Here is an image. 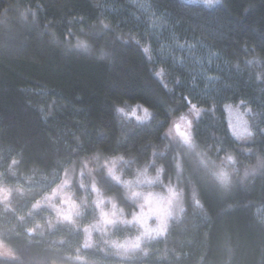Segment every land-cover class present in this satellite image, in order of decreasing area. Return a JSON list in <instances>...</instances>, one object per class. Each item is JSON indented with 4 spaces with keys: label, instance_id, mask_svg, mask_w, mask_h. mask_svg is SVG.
<instances>
[{
    "label": "trees",
    "instance_id": "1",
    "mask_svg": "<svg viewBox=\"0 0 264 264\" xmlns=\"http://www.w3.org/2000/svg\"><path fill=\"white\" fill-rule=\"evenodd\" d=\"M154 2L172 21H181L175 27L178 35L198 44L200 54L209 49L214 57L197 67L187 58L176 61L167 54L160 56L155 52L151 30L150 39L141 42L143 52L133 41H117L119 55L114 63L62 59L39 47L37 37L41 32L46 35V24L63 34L75 26L69 25L70 17L83 15L91 20L100 9H106L114 20L121 21L125 31L143 34L148 27L144 16L139 12L133 15L136 9L130 0H0V162L22 149L23 167L32 166L33 178L39 179V168L51 165L54 155L75 156L100 146L109 152L124 150L126 155H134V159L120 163L125 177L134 176L149 160L150 141H158L161 148L165 141L159 139V125L153 121L117 145L112 101L140 96L164 114L158 101L164 100L166 107L171 98L183 101L189 94L246 101L252 109L248 116L251 128L255 126L258 132L251 141L248 135L239 137V142L227 136L230 124L225 112L203 117L199 138L212 151L222 145L233 147L245 163L264 157V134H259L264 128V61L248 63L249 51L242 46L247 41L264 49V0H222L208 8L203 2L188 0ZM201 32L217 41L219 53L207 40L194 39ZM156 61L163 72L158 78L174 89L172 93L162 95L160 83L149 72ZM201 68L204 73L198 72ZM175 153L169 148L153 159L171 170L177 160ZM186 163L187 159L184 167ZM7 179L13 184L24 183L20 173ZM102 184L110 193L119 195L122 191L116 182L102 180ZM202 187L205 207L201 210L189 204L180 219L171 221L167 235L149 240V254L142 264H264V213L260 211L264 209V169L250 184L246 181L242 189L232 193L218 194L207 184ZM13 205L22 211L27 199L16 196ZM22 230L23 223L14 213L0 211V234L11 239L29 264H50L52 259L71 264L67 257L81 243L79 233L58 228L27 244L22 236L17 238L16 233ZM57 237H63L64 243H57ZM99 240L97 236L94 241ZM94 241L87 243L83 237L85 244L93 246L82 248L81 254L101 264H114Z\"/></svg>",
    "mask_w": 264,
    "mask_h": 264
},
{
    "label": "clouds",
    "instance_id": "2",
    "mask_svg": "<svg viewBox=\"0 0 264 264\" xmlns=\"http://www.w3.org/2000/svg\"><path fill=\"white\" fill-rule=\"evenodd\" d=\"M221 2L222 0H217L216 3L204 0L203 4L208 8ZM130 3L136 9L134 16L137 12L144 16L148 27L143 34L125 31L121 21L114 20L108 10L100 9L91 20H86L83 15L70 17L69 25L75 26L69 27L63 34L46 24V35L41 32L37 37L39 47L62 59L114 63L119 55L117 41L124 44L133 41L140 45L143 52L141 42L150 39L148 34L155 28L153 17L166 21L173 29L181 23L180 20L172 21L166 13L158 11L152 5H136L134 0H130ZM194 39L198 42L205 39L210 48L220 52L217 41L208 33H198ZM242 46L249 51L248 63L264 61V49L247 41ZM159 63L154 62L148 70L160 83L162 95H167L174 89L169 84H162L157 77ZM164 71L167 73L168 69L164 67ZM158 104L164 107V114H161L156 104L140 96L114 99L112 109L117 122L115 143L119 145L140 126L153 121L159 125L158 136L165 143L161 148L158 141H150L152 151L148 162L135 170L136 174L146 176L148 182L135 187L140 193L151 191L165 198L166 202L170 201V222L180 219L189 204L201 210L205 207L202 187L204 184L210 185L218 194H228L242 189L246 181L250 184L252 178L264 169V157L257 156L255 161L245 163L233 147L222 145L212 151L199 138L198 125L202 118L223 113L228 110L227 106L242 110L245 116H249L252 109L243 99L189 94L183 101L171 98L166 107L164 100L158 101ZM195 109H199V116L195 115ZM145 112L149 113L148 119H138ZM182 117L187 118L191 124L189 143H185L175 132L176 123ZM226 131L233 141H240L231 128ZM257 134V128L253 126L248 133V140L251 141ZM259 134H264V128L259 129ZM169 148H174L177 156L171 170L166 164L157 165L153 159L157 154L163 155ZM245 155L252 153L246 152ZM117 158L127 162L135 157L132 154L126 155L124 150L109 152L100 146L78 152L75 156L57 158L54 155L51 165L40 167L39 179H34L35 171L32 166L23 167V150L19 149L11 153L6 161L0 162V211L14 213L16 220L23 223L22 233L17 232L16 235L17 238L22 236L27 244H32L37 237L55 233L58 228L79 233L80 246L67 257L71 264H101L100 260L81 254L82 248L93 246L85 244L83 237L89 232L97 231L103 235L94 244L101 245L105 258H110L114 264H142V260L149 254L147 243L158 236H147L136 221V215L143 205V195H134L128 188L129 183L134 182L135 176L113 177L101 163L103 160ZM185 159L189 161V168L183 165ZM18 173L22 175L24 183H9L8 176L16 177ZM49 175L51 179L48 178ZM102 179L115 180L122 189L120 194L108 192L103 187ZM16 196L27 199V205L22 211H17L13 205ZM111 208L117 209L114 218L103 222V226L98 228L102 223V213L107 215L105 209ZM90 215L92 218L88 219ZM117 229L123 231L118 233ZM167 232L168 229H164L158 235L165 236ZM56 242L64 243V238L57 237ZM0 264H29L21 250L6 234H0ZM50 264L60 262L52 259Z\"/></svg>",
    "mask_w": 264,
    "mask_h": 264
},
{
    "label": "rangeland",
    "instance_id": "3",
    "mask_svg": "<svg viewBox=\"0 0 264 264\" xmlns=\"http://www.w3.org/2000/svg\"><path fill=\"white\" fill-rule=\"evenodd\" d=\"M155 0H134L135 4L137 5H152L154 6L158 11H161V9H158V5L154 2ZM190 2H204V0H188ZM213 3H216L217 0H212ZM165 13V12H164ZM167 14V13H166ZM168 15V14H167ZM169 17V15H168ZM170 19V17H169ZM153 24L155 28L152 29V34L155 35V52L158 53V55H169L173 57L176 61H183L185 58L187 60L192 61L197 67L203 66V63L206 61V59L213 58L214 54L213 51L207 50L203 51L204 53L200 54L197 52V45L193 43V41H190L189 39H183L181 35H178L176 32V29L171 28V26L167 25L166 21H162L159 18L153 17ZM169 30V31H168ZM168 32V33H167ZM201 41V40H200ZM205 45V43L203 44ZM201 48H205L204 46H201ZM200 73H204L202 71V68L198 71ZM240 112L243 114V111L240 110ZM227 121L230 124V128L233 134H235L238 137H245L248 135L249 131L251 130V123L249 122L248 116H245L243 114L242 120H238L236 113H229V111H225ZM143 117L144 114H141ZM176 155V153H175ZM107 169H111V175L113 177H125L124 171H122V168L120 166L121 160L120 159H111V160H103L101 161ZM187 167L189 168V161L186 163ZM101 177H103V173L100 174ZM135 179L133 183H129L128 188L134 195H143V205L139 211V213L136 215V221L137 223L144 229L145 234L149 237L151 236H158V233L161 230L169 229V226L172 222L169 221V213L171 211L170 209V201L165 200V198L159 196L158 194L148 191L144 193H140L135 185L137 184H144L148 182V179L144 175L135 174ZM103 182H115V180H105L102 179ZM104 187V186H103ZM105 211L108 213L107 215H104L102 213L101 225H98L97 227H102L103 222L109 221L114 218L117 209L111 208L110 210L105 209ZM261 212L264 213V209H260ZM120 229H117L118 231ZM103 235L102 232H89L86 234L85 241L87 243H90L95 240L97 236L101 238Z\"/></svg>",
    "mask_w": 264,
    "mask_h": 264
},
{
    "label": "snow or ice",
    "instance_id": "4",
    "mask_svg": "<svg viewBox=\"0 0 264 264\" xmlns=\"http://www.w3.org/2000/svg\"><path fill=\"white\" fill-rule=\"evenodd\" d=\"M145 51L147 52L148 50L145 49ZM157 77H161L163 76V72H157L156 73ZM228 107V111L229 113H236L237 114V118L238 120H242L243 114L240 112L239 109H233L231 106H227ZM195 115L199 116L200 115V111L199 109H195ZM149 113L145 112L143 117H138V119H148ZM191 127L190 122L187 120V118L182 117L175 126V132L177 135H179L184 141L185 143H189L190 139H191V133L189 131ZM109 171L111 172L112 170L109 169ZM118 178V177H117Z\"/></svg>",
    "mask_w": 264,
    "mask_h": 264
}]
</instances>
